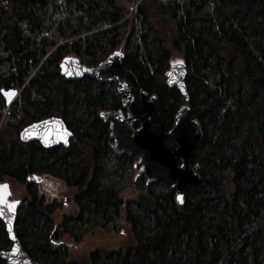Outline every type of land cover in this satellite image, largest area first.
<instances>
[{"label": "trees", "instance_id": "16d2710c", "mask_svg": "<svg viewBox=\"0 0 264 264\" xmlns=\"http://www.w3.org/2000/svg\"><path fill=\"white\" fill-rule=\"evenodd\" d=\"M70 6L78 14L61 17ZM50 8L61 15L46 24ZM132 8V0H0V182L13 180L27 196L15 238L37 264H76L61 234L77 242L96 229L114 232L121 215L135 245L93 253L90 264H264V0H141ZM117 49L157 99L165 130L182 104L200 124L190 159L200 181L184 188L182 205L167 186L134 180L131 157L113 155L99 114L121 110L114 85L59 75L66 56L94 67ZM172 57L187 68L184 97L165 83ZM8 90L20 92L9 107ZM52 117L72 134L67 148L20 142L22 129ZM129 188L137 199L122 201ZM68 189L76 216L51 218ZM10 246L0 222V252Z\"/></svg>", "mask_w": 264, "mask_h": 264}, {"label": "water", "instance_id": "95a60500", "mask_svg": "<svg viewBox=\"0 0 264 264\" xmlns=\"http://www.w3.org/2000/svg\"><path fill=\"white\" fill-rule=\"evenodd\" d=\"M123 54L113 51L97 66L86 67L78 58L65 57L59 64V75L64 80L78 81L83 76L98 83L114 85L121 102V110L103 111L99 114L102 123L108 125L111 139L110 149L116 157L126 156L133 160L138 169L135 179L144 178L146 185L160 183L175 193V202L182 205L185 187L198 184L199 175L191 166V153L201 139L198 121L190 119V108L182 104L173 118L169 130L155 109L156 98L148 96L139 87L135 75L123 62ZM186 65L173 64L166 72V85L174 87L181 97L186 94L184 80ZM7 106L18 96L15 90L3 92ZM71 132L60 118H46L21 130V143L37 142L43 149L62 146L67 148ZM180 199H177V196ZM22 202L12 199L9 186L0 183V222L10 241V248L0 252L4 264H37L26 255L15 238L13 227Z\"/></svg>", "mask_w": 264, "mask_h": 264}, {"label": "rangeland", "instance_id": "374dc122", "mask_svg": "<svg viewBox=\"0 0 264 264\" xmlns=\"http://www.w3.org/2000/svg\"><path fill=\"white\" fill-rule=\"evenodd\" d=\"M83 8L86 9L87 6L84 5ZM42 12L46 14V17L44 19L46 24H52L54 21H58L61 15L59 12H56L55 14L52 13L51 8L50 10H44ZM68 14H72L73 16L77 15L78 12L76 10V7L70 6L69 9L66 10V12L63 11L61 17H68ZM128 16L129 14L126 13L123 16L124 19L122 21L126 20ZM23 27L25 28V25H23ZM125 30L128 33L129 29L127 28V26L122 27L121 31L123 32ZM135 44L136 40L132 41V45ZM117 50L122 52L120 49ZM177 61L181 62L179 64L184 63V61H181L178 57H172L169 61V66L177 64ZM136 172L137 171L134 170V176ZM3 182L9 185L10 194L12 198L24 202L27 196L23 191L22 186L16 184L13 180L10 181L9 179H4ZM73 193L74 192L72 189H68L66 191L68 199H62L60 201L53 202V205H57L59 209L53 213L51 218H53V216H57L59 219L61 217V214L65 215L66 217L76 216L77 209L72 203L74 197ZM137 197L138 193L135 192L132 188H129L122 191V195L120 198L122 201H133L136 200ZM115 228L116 229L114 232L109 233H106L100 229H96L91 234L84 236V238L78 239L77 242H72V240L69 239L67 236L61 234V237L58 242H60V244L63 243L61 245L65 248L64 251L67 255L68 262L76 264H90V255L93 253L98 252L102 257H104L106 255H109V253H117L120 250L132 248L135 245L130 228L124 222L123 216L120 215L119 220L115 222ZM55 229L56 231L61 233V228L57 227Z\"/></svg>", "mask_w": 264, "mask_h": 264}, {"label": "snow or ice", "instance_id": "6c2138e0", "mask_svg": "<svg viewBox=\"0 0 264 264\" xmlns=\"http://www.w3.org/2000/svg\"><path fill=\"white\" fill-rule=\"evenodd\" d=\"M176 63L179 64V63H181V62H180V61H177ZM177 199H178V200L180 199V196H179V195L177 196Z\"/></svg>", "mask_w": 264, "mask_h": 264}, {"label": "built area", "instance_id": "2783aa9c", "mask_svg": "<svg viewBox=\"0 0 264 264\" xmlns=\"http://www.w3.org/2000/svg\"><path fill=\"white\" fill-rule=\"evenodd\" d=\"M139 0H137V2H138Z\"/></svg>", "mask_w": 264, "mask_h": 264}]
</instances>
